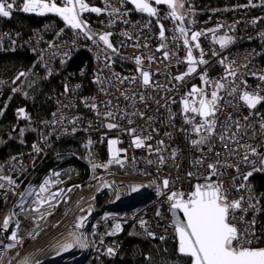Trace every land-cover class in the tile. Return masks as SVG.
I'll return each instance as SVG.
<instances>
[{"label": "built area", "instance_id": "built-area-1", "mask_svg": "<svg viewBox=\"0 0 264 264\" xmlns=\"http://www.w3.org/2000/svg\"><path fill=\"white\" fill-rule=\"evenodd\" d=\"M86 1L100 11L80 14L82 30L50 19L27 38L16 31L0 33V54L28 48L45 77L58 78L60 86L50 94L52 109L47 115H26L23 106L14 110L18 121L28 118L31 122L33 145L40 151L32 146L11 155L4 164L5 175L0 176V264H118L123 246L134 233L150 244L171 241L177 245L168 196L177 192L187 199L196 182L222 183L229 201L243 197L244 207L256 205L258 211L238 210L236 215H242L244 222L236 224L243 230L254 219L255 235L248 238L253 241L251 247L263 248L258 232L260 200L251 176L243 179L253 165L241 161L247 153L260 167L264 101L250 109L241 97L245 92L264 97V80L260 79L264 76V0H242L232 13L215 18L198 14V0H183L179 16L183 20L172 17L171 9L157 5V14L149 16L125 0ZM181 27L186 35L180 33ZM194 32L200 33L195 41L191 39ZM109 33L115 52L99 39ZM189 48L195 61L191 65ZM79 51L91 58L90 72L87 64L78 73L66 69L68 60ZM190 67L195 71L188 73ZM141 71L150 74L148 86L143 85ZM26 74L20 70L13 83ZM85 74L89 82L81 78ZM117 75L129 79L121 83ZM182 75V80L175 79ZM218 84L223 87L217 88ZM194 86L200 91L189 96ZM6 92L0 85V103ZM212 92L219 98L214 116L183 111L184 99L199 107V100L210 101ZM9 95L17 96L13 90ZM109 111L111 118L105 115ZM205 119L215 120L211 136L206 126L195 131ZM109 123L118 126L109 129ZM225 129L229 136L236 133L239 145L254 147L259 155L232 142L225 147L219 139ZM137 137L143 141L142 147L133 143ZM205 137L204 143L193 144ZM113 140L115 156L109 144ZM228 148L236 151L229 153ZM238 162L239 171L235 167ZM209 164H216L215 175ZM164 180L169 182L166 188ZM241 184L244 187L239 188ZM81 216L86 217L84 227L76 229ZM5 218H9L7 229ZM117 224L119 231L115 230ZM68 231L73 235L66 236ZM12 232L17 233L19 243L10 239ZM80 233L85 247L61 251L62 245ZM13 243L15 247H7ZM109 248L114 254H108ZM135 254L142 256L139 243H135ZM173 264L186 263L176 258Z\"/></svg>", "mask_w": 264, "mask_h": 264}, {"label": "snow or ice", "instance_id": "snow-or-ice-1", "mask_svg": "<svg viewBox=\"0 0 264 264\" xmlns=\"http://www.w3.org/2000/svg\"><path fill=\"white\" fill-rule=\"evenodd\" d=\"M16 0H0V17H10L12 11L14 9ZM131 2L135 5L136 10L142 13H147L149 16H155L157 14L156 8L150 6L148 0H131ZM156 4H167V6L172 9L171 15L174 18L183 20V17L176 16L177 7H182V5L177 4V0H154ZM19 10L24 13H35L37 15H44L46 13H55L59 15L67 25H69L72 29H83V24L79 19L80 14L83 11L90 10L93 12H99L100 9L92 8L89 9L87 4L84 3V0H63V6H58L55 0H23V6ZM182 35H186V31L183 27L179 29ZM111 34H104L99 37L101 41L113 52L116 51L113 48L112 44L109 42V36ZM200 33L194 32L192 33L191 39L193 41L197 40ZM160 36H164L163 26H161ZM185 45H188L189 41L187 39L184 40ZM199 48V44L195 45ZM223 46V42L222 45ZM165 58H167L168 53L165 52ZM188 63L191 65L195 63L191 48L188 51L187 57ZM137 65L141 63L140 59H136ZM200 63H204L203 60ZM195 71V68L190 67L188 73ZM185 73L184 75H187ZM231 75H235L234 72L230 73ZM20 75H24L21 73ZM116 75V74H114ZM142 82L143 85L148 86L150 83V74L147 71H141ZM117 79H120V82L123 83L124 80L129 78L124 77L120 78L118 75ZM184 76L175 77L176 80H182ZM261 80H264V76L260 77ZM134 81L135 78H132ZM103 83V81H98ZM222 84H218L217 88H222ZM65 90L67 91V86H65ZM103 91V89H101ZM15 91V89L13 90ZM200 90L193 87L191 92L188 93L189 96L198 93ZM122 95L124 93H121ZM212 99H200L199 107L195 106V101L191 104L188 99L183 100V111L185 113L192 112L198 113L201 117H211L215 115V111L217 110V101L218 96L216 92H212ZM132 97L125 96V99H131ZM143 95L140 96V100L143 101ZM241 99L246 103L248 108L255 109L258 104L264 101V97L258 94H250L245 92ZM108 103H111L110 101ZM91 107L93 109L96 108L95 104H92ZM21 113L24 112L23 109L19 110ZM99 115V113H97ZM134 115L136 113H133ZM106 117H113V113L111 111L105 113ZM143 116V113H140ZM231 119V117H229ZM247 119V117H245ZM191 122V121H189ZM129 123H132L129 120ZM118 125L109 123L107 127L109 129L116 128ZM206 126V131L209 133V136L214 132L215 129V120L209 121L208 119L204 120V123L199 127H196L195 131L197 133L200 132L201 128ZM237 127L239 125L237 124ZM261 128H264V124L261 125ZM135 132V129L131 130ZM229 129H225V133L221 134L219 139L222 143H224L225 147H228L230 142L235 143L238 146L239 141L236 140V133H232L231 136L227 135ZM207 137L202 138L200 141H193V144L204 143ZM116 141H109L110 146L114 145ZM133 143L137 148L143 146V141L137 137L134 139ZM34 149L38 152L40 149L36 148L33 145ZM249 148L252 155H259L257 153L256 148L251 146H242ZM236 149L228 148L229 153H234ZM116 155V152H113V156ZM174 155V154H173ZM217 156L220 155L219 152L216 153ZM112 161H110L111 163ZM120 163V161H116ZM161 162H163V158L161 157ZM243 163L252 164V171L247 172L243 179L247 180L248 177L253 175L255 171H264V155H260V167H256L255 163L249 160V155L246 153L242 161ZM200 163V161H197ZM219 163V161H217ZM239 163L238 162L235 167L237 171H239ZM228 167H232L233 165H227ZM97 167V165H93V168ZM106 167V166H105ZM208 168L212 170V175L216 174V164H209ZM192 175V173H189ZM11 183V181H10ZM47 183V181L45 182ZM168 181L164 180L163 185L166 188L168 186ZM3 187V185H0ZM239 188L244 187L243 184L238 186ZM45 189L41 187V191ZM136 188H133V191H136ZM56 195V194H54ZM243 197L237 200L229 201L228 197L223 189L222 183H210L205 185L197 184L195 186L194 191H192L187 199L184 198L183 193L172 192L171 195L168 196V200L172 201L171 209L179 210L183 213V220H180L175 215V211H173V225L175 227V232L178 235L179 243H178V254L184 257H188L191 261V264H264V248L261 247H251L253 241L248 238L249 235L254 236V226L255 220L253 219L250 222V227H245L243 230L237 227L236 222H244V217L237 216V211H241L243 213H247L249 209H256V205L249 203L247 207L242 205ZM252 197H249V201ZM44 201H41L42 204ZM38 210V209H36ZM258 211V209H256ZM159 215V212L157 213ZM86 217H79L74 227L76 229H81L84 227V221ZM142 226H143V222ZM3 226L5 229L9 226V218H5L3 221ZM19 225L17 224V227ZM115 230H120V225L117 224L115 226ZM31 235V234H30ZM38 235V233H37ZM148 235H153V233H148ZM83 233L79 235L74 234V240L72 242L66 243L61 246V251H67L73 248L76 245L80 247H85L82 240ZM35 238V237H33ZM11 240L19 243L17 239V233L12 232ZM163 239V237H161ZM16 244L7 245L8 248L15 247ZM108 254H114V250L109 248ZM59 254V252L57 253ZM39 264V262H37Z\"/></svg>", "mask_w": 264, "mask_h": 264}, {"label": "trees", "instance_id": "trees-1", "mask_svg": "<svg viewBox=\"0 0 264 264\" xmlns=\"http://www.w3.org/2000/svg\"><path fill=\"white\" fill-rule=\"evenodd\" d=\"M11 2V0H9ZM242 3V0H198V14L215 18L218 15L230 14L233 7ZM23 0H16L10 17H0V33L7 31L20 32L24 38L29 36L33 29L47 20L62 19L55 13H46L38 16L24 13ZM87 64L90 72L91 58L87 53L79 51L66 64V69L75 70L78 73L83 65ZM20 70L27 74L19 81L13 83L14 78ZM65 71V70H64ZM89 82L88 74L81 77ZM0 85L6 89L5 98L0 103V176H4V164L7 159L18 152L33 146L34 129L28 118L18 121L14 110L23 106L28 113L47 115L52 109L50 94L58 89V78L47 79L40 70L35 57L31 55L28 48L23 47L14 53L0 54ZM17 96H10L9 92L14 90ZM251 179L254 181L255 190L261 204V214L258 222L260 243L264 248V171L253 173ZM2 231L0 232V239ZM135 243H139L142 256L134 255ZM148 256V258H146ZM178 258L186 264L191 263L177 254V245L171 241L163 244H150L141 235L134 233L122 248V257L118 264H173Z\"/></svg>", "mask_w": 264, "mask_h": 264}, {"label": "water", "instance_id": "water-1", "mask_svg": "<svg viewBox=\"0 0 264 264\" xmlns=\"http://www.w3.org/2000/svg\"><path fill=\"white\" fill-rule=\"evenodd\" d=\"M125 1H126L131 7H133L134 9H136L135 5L131 2V0H125ZM148 2L150 3V6H152V7H154V8H155L154 5L169 8V7L167 6V4H156V3L154 2V0H148ZM177 4H178V5H183V0H177ZM169 9H170V8H169ZM171 10H172V9H171ZM144 14H147V13H144ZM182 14H183L182 7H177V9H176V16L179 17V16L182 15ZM200 117H201V116H200ZM196 185H197V182H196ZM171 211H172V218H174V217H173V211H175V215H176V217H178L180 220H183V219H184V217H183V213H182L181 211H179V210H173V209H171ZM176 238H177V249H178L179 239H178V235H177V234H176ZM177 254H178V251H177ZM178 256L181 257V258H184V259H189L188 257H184V256H181V255H179V254H178ZM189 260H190V259H189ZM190 264H191V263H190Z\"/></svg>", "mask_w": 264, "mask_h": 264}, {"label": "rangeland", "instance_id": "rangeland-1", "mask_svg": "<svg viewBox=\"0 0 264 264\" xmlns=\"http://www.w3.org/2000/svg\"><path fill=\"white\" fill-rule=\"evenodd\" d=\"M55 2L57 3V5L58 6H63V0H55ZM84 3L85 4H87V6H88V8L89 9H92V8H97V9H100L99 7H97L96 5H90L86 0H84ZM23 6V5H22ZM87 11V10H86ZM89 11V10H88ZM83 12H85V11H83ZM82 12V13H83ZM91 12H93V11H91ZM30 14H34V15H37V14H35V13H30ZM45 15V14H44ZM38 16H43V15H38ZM59 16V15H58ZM60 17V16H59ZM61 18V17H60ZM62 19V18H61ZM63 20V19H62ZM64 21V20H63ZM65 22V21H64ZM66 23V22H65ZM67 25V24H66ZM67 26H69V25H67ZM195 68V67H194ZM195 88H197L198 89V87L197 86H194ZM110 148H111V152H116V144H114V145H111L110 146Z\"/></svg>", "mask_w": 264, "mask_h": 264}, {"label": "bare ground", "instance_id": "bare-ground-1", "mask_svg": "<svg viewBox=\"0 0 264 264\" xmlns=\"http://www.w3.org/2000/svg\"><path fill=\"white\" fill-rule=\"evenodd\" d=\"M71 235H73L72 231H68L66 234V236H71Z\"/></svg>", "mask_w": 264, "mask_h": 264}]
</instances>
